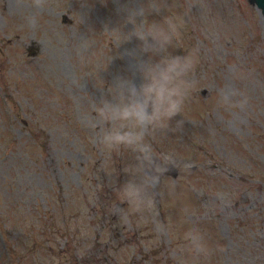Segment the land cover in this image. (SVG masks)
I'll return each mask as SVG.
<instances>
[{"label": "rangeland", "instance_id": "obj_1", "mask_svg": "<svg viewBox=\"0 0 264 264\" xmlns=\"http://www.w3.org/2000/svg\"><path fill=\"white\" fill-rule=\"evenodd\" d=\"M124 2L0 0V264H264V13L149 0L179 22L175 52L199 49L182 126L145 140L178 170L150 212L118 191L135 153L90 123L116 75L141 80L124 32L164 19L125 21Z\"/></svg>", "mask_w": 264, "mask_h": 264}, {"label": "clouds", "instance_id": "obj_2", "mask_svg": "<svg viewBox=\"0 0 264 264\" xmlns=\"http://www.w3.org/2000/svg\"><path fill=\"white\" fill-rule=\"evenodd\" d=\"M166 7L165 3L149 0L139 4L125 0L121 4L125 21L133 23L153 13L164 19L139 32L136 28L134 33L124 32L122 43L133 35L140 40L137 48L125 51L134 58L141 80L137 83L130 75H116L111 88L97 100L96 117L90 121L93 127L99 128L97 139L104 150L112 152L127 148L135 153L118 191L121 199L136 210L150 212L156 201V188L172 162L168 157L158 158L147 148L145 140L150 135L182 126L183 119H177L175 123L173 120L183 113L193 87L190 76L199 54L198 47L182 53L173 50L174 41L178 42L179 22L166 16ZM111 60L112 56L108 64ZM112 210L123 216L129 215L119 204L113 205ZM190 244L197 253L207 254L206 241L195 231L190 236Z\"/></svg>", "mask_w": 264, "mask_h": 264}, {"label": "water", "instance_id": "obj_3", "mask_svg": "<svg viewBox=\"0 0 264 264\" xmlns=\"http://www.w3.org/2000/svg\"><path fill=\"white\" fill-rule=\"evenodd\" d=\"M250 3L254 4L255 6H257L260 10H262V12L264 13V0H249ZM32 49H30V53L34 52L33 47L34 45L30 46ZM172 169V166L170 167V170ZM171 172V171H170Z\"/></svg>", "mask_w": 264, "mask_h": 264}]
</instances>
